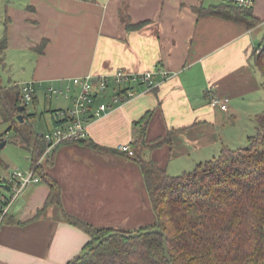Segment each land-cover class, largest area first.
<instances>
[{"label":"crops","instance_id":"1","mask_svg":"<svg viewBox=\"0 0 264 264\" xmlns=\"http://www.w3.org/2000/svg\"><path fill=\"white\" fill-rule=\"evenodd\" d=\"M1 2L0 39L6 30L7 49L0 58V67L7 72L21 68L16 59L18 52L28 51L29 58L36 60L28 82L35 83L39 90L31 104L41 106L43 98L39 114L47 120L48 132L61 121L51 111L66 110L70 102L65 108L53 110L47 87L118 69L153 71L155 87L149 91L145 86L136 87L135 91L144 94L90 123L89 140L99 147L117 151L119 146L132 143L134 123L154 111L147 139L158 140L171 131L174 134L171 146L147 149L143 158L167 172L186 174L216 158L223 148L231 149L239 135L244 142L251 136L245 135L256 130L255 118L264 111V88L254 68L253 53L264 41V0H258L252 11L259 24L251 29L205 12L222 5L223 0ZM128 23L142 26L128 29ZM160 70L176 76L163 80ZM15 82L9 78L4 85L0 77L4 89L27 83ZM208 92L228 97V111L213 109ZM111 99L110 92L102 100L113 105ZM27 115L31 121L39 116ZM0 123L4 124L1 115ZM156 125H162L163 135L150 139L149 135L155 136ZM241 128L246 132L237 135ZM8 136L7 130L0 138L6 140ZM10 144L7 139L6 147ZM25 152L30 161V153ZM151 152H156L159 161L152 158ZM49 162L47 173L62 188L63 208L49 206L40 216L50 189L43 181L30 185L0 225V264H69L74 260L90 239L64 221L63 210L95 227L123 230L118 211H137L144 194L151 207L140 168L128 156L63 144L55 149ZM2 172L0 195H7L9 187L1 182L10 173ZM143 223L137 221L128 227L143 228Z\"/></svg>","mask_w":264,"mask_h":264},{"label":"trees","instance_id":"2","mask_svg":"<svg viewBox=\"0 0 264 264\" xmlns=\"http://www.w3.org/2000/svg\"><path fill=\"white\" fill-rule=\"evenodd\" d=\"M252 11L224 2L205 10L208 15L243 24L248 29L259 24ZM126 25L128 29L142 26ZM45 44H42L40 51H43ZM6 49L5 30L0 39V58ZM253 62L263 79L264 88V41L255 49ZM0 97L2 121L9 124L8 132L14 136L9 142L30 153L31 169L50 189L44 210L39 215L49 206L63 208L61 186L42 165L37 166L48 144L43 137L35 134L32 117L26 114V106L20 112L22 106L18 87L4 89L0 85ZM36 99L37 96L33 103ZM61 111L51 112L56 115ZM19 114L23 115L24 123L17 120ZM153 115L154 111H148L134 123L136 133L131 143L134 151L132 159L140 168L144 188L156 217L154 226L138 232L161 229L167 236L171 264H264V111L255 118L257 132L247 138L246 148H223L216 158L190 173L176 177L169 175L165 168L155 162L143 158L145 150L154 149L147 145ZM60 123L58 121L56 125ZM173 134L172 131L168 132L167 138L153 147L171 146ZM63 144H76L126 156L99 147L90 140ZM63 219L89 237L90 242L82 253L112 232L131 234L115 228L95 227L64 210ZM76 264L170 263L166 259L163 236L150 234L132 239L112 237Z\"/></svg>","mask_w":264,"mask_h":264},{"label":"built area","instance_id":"3","mask_svg":"<svg viewBox=\"0 0 264 264\" xmlns=\"http://www.w3.org/2000/svg\"><path fill=\"white\" fill-rule=\"evenodd\" d=\"M258 0H223L243 9H254ZM163 80H168L176 76L166 70L158 72ZM155 72L133 73L127 70L118 69L110 74H91L85 77L75 78L66 85H52L46 88V93L50 98L62 97L70 102V107L58 112L56 116L61 120L51 132L40 135L44 138L48 147L42 157L38 160L37 166L48 161L55 149L65 142H80L89 140L88 127L90 123L101 119L106 114L123 107L144 93L135 91L136 87L145 86L147 91L155 87L153 77ZM20 92V104L25 107L33 102L38 94V86L33 82L16 85ZM112 93L111 103H104L102 99ZM209 105L213 109L222 112L228 111L229 98L218 96L208 92ZM1 102V97H0ZM119 153H123L129 158L134 156V151L130 144L121 145L117 148ZM41 179L35 174L33 169L27 172L14 170L2 179V184L9 187V194L0 195V225L8 214L12 205L32 184L40 183Z\"/></svg>","mask_w":264,"mask_h":264},{"label":"rangeland","instance_id":"4","mask_svg":"<svg viewBox=\"0 0 264 264\" xmlns=\"http://www.w3.org/2000/svg\"><path fill=\"white\" fill-rule=\"evenodd\" d=\"M23 1H25V0H17V2H23ZM1 3L2 2L0 0V15H2V13H3L2 12L3 11V8H2L3 4H1ZM2 30H3V23H2V17L0 16V34H1ZM29 56H30V52H28V51L18 52V54L16 55V59L21 62L20 65H22L21 68H23V69L16 67V68H11L12 70L7 72L6 70H3L2 67H0V77H1L2 81H4V85L8 84L9 78H12L13 83H14V81L22 83L24 81L28 82L31 80V77L33 76V74L35 72L36 60L33 61V59H32L33 57L29 58ZM19 61H17V63ZM42 101H43V98L41 100V106L42 107L39 105L34 106V105L30 104V105H28L27 112H26L27 114L36 113L37 115H39L38 117H36L34 120L31 121L33 130L37 135H44L48 132L47 120L45 118H42L39 114L40 113L39 111L43 108V102ZM103 102L107 103L106 101H103ZM66 106H68V102L64 98L59 97V98H53L52 99V107L51 108L53 110L54 109H60V107L65 108ZM48 116H50V115L48 114ZM161 126L162 125H160V126L156 125L155 136L152 134L149 135L150 139L152 137L155 138V137H158L160 135H163ZM8 128H9L8 124L0 123V136H1V134H4L8 130ZM238 131H237V135L246 132L245 128H243L239 132ZM256 132H257V129L253 132H249L245 136H247V135L252 136V135L256 134ZM8 134L10 136H8L7 139H8V141H11L12 140L11 138L14 137L13 133L8 132ZM167 134L168 133H166L163 137H161L158 140H154V141L150 140L149 141V139H147V145L152 146V148H154L152 150H156L157 148H155L153 146H156L157 144H160L161 142H163L165 140V138H167ZM228 145L230 146L231 143ZM246 147H247V141L244 140V142H242L240 140V135H239L237 142H235L231 146V149L238 150V149H243ZM151 154H152V158L159 161V158L157 157L156 152L154 154L151 152ZM28 156H29L28 153L23 151L19 146H17V145L15 146L13 144L8 145V147H6L4 150H2L0 152V172L3 171L2 172V174H3V173H11L14 170H19V171L24 172V173L29 171L31 169L32 164H31V161H27ZM213 157H216V154L214 156H212V158ZM212 158H210V159H212ZM49 160L45 161L44 164L42 165L44 167V169L46 170V172L51 168ZM132 161H133V163L135 162L133 159H132ZM5 165L9 166L8 169L5 168ZM187 171H189V170H187ZM168 173H169V175L171 174V176H175V177L184 175V174H182V172H179V171L173 172L172 170ZM84 177H85L86 181H91V178H89L88 176H84ZM144 191L146 192V190H144ZM2 192H4V191H2ZM146 194L148 195L147 192H146ZM146 200L147 199H146V196L144 194V200H143V204H142L143 207L141 206L135 212H133V211H126V212H119L118 211L117 212L116 215L119 218H121L122 221L124 222V224H123L125 226V227H123L124 231L136 233L142 229L154 226L156 224V217H155L154 213L152 212L151 207L148 205ZM148 200H149V196H148ZM128 202H129V200H128ZM128 209L129 208L127 207V210ZM91 219H92V221H94L93 218H91ZM137 221L144 222L143 223L144 227L143 228H141V227L139 228V227H135V226L128 227L129 225H132L133 223H135Z\"/></svg>","mask_w":264,"mask_h":264},{"label":"water","instance_id":"5","mask_svg":"<svg viewBox=\"0 0 264 264\" xmlns=\"http://www.w3.org/2000/svg\"><path fill=\"white\" fill-rule=\"evenodd\" d=\"M22 108H21L20 112L24 111V108L23 109ZM17 120L20 123H24L23 115L19 114L17 116ZM6 145H7V139L6 140L3 139L2 142H0V152L6 147ZM8 191H10V189ZM150 234H158V235H162L163 236L164 251H165L166 259L171 264L169 250H168L167 236L161 229H158V228H155L153 230H147V231H142V232L131 233L129 235H124V234L119 233V232H112L109 235H107L104 238H102L100 241L96 242L87 251H85L84 253L79 254L74 260H72L70 262V264H76V262L78 260L84 258L87 254L90 253V251H92L93 249H96L98 246H100L102 243H104L106 240H108V239H110L112 237L121 236V237H125L127 239H132V238L142 237V236H146V235H150Z\"/></svg>","mask_w":264,"mask_h":264}]
</instances>
